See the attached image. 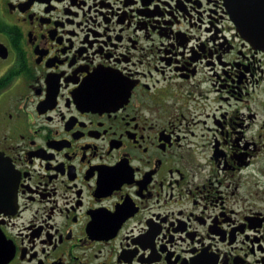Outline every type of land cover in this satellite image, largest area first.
<instances>
[{"label": "flooded vegetation", "instance_id": "1", "mask_svg": "<svg viewBox=\"0 0 264 264\" xmlns=\"http://www.w3.org/2000/svg\"><path fill=\"white\" fill-rule=\"evenodd\" d=\"M246 3L0 0L3 264H264Z\"/></svg>", "mask_w": 264, "mask_h": 264}, {"label": "water", "instance_id": "2", "mask_svg": "<svg viewBox=\"0 0 264 264\" xmlns=\"http://www.w3.org/2000/svg\"><path fill=\"white\" fill-rule=\"evenodd\" d=\"M237 1H240L239 5L236 3ZM247 1L248 0H227L230 13L235 15L239 12L240 9L244 10L246 8V5H247L246 2ZM237 8H238V10H237ZM246 32L248 33V35H250L249 38L251 39L253 37L252 30L249 29ZM9 173H10V171L8 170L5 159H4V157H2L0 155V185L2 186V191L8 192V194L11 195V194H13V192L10 191V189H9L10 186L6 185ZM9 252L10 251L7 252L6 257L3 256L2 258H0V264H3L5 262V260H7L9 258V256H11V252L10 253Z\"/></svg>", "mask_w": 264, "mask_h": 264}]
</instances>
